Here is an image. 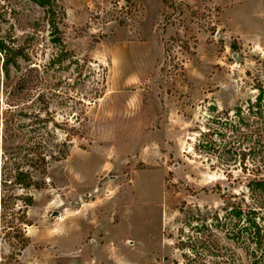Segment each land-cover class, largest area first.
<instances>
[{
  "label": "rangeland",
  "instance_id": "rangeland-1",
  "mask_svg": "<svg viewBox=\"0 0 264 264\" xmlns=\"http://www.w3.org/2000/svg\"><path fill=\"white\" fill-rule=\"evenodd\" d=\"M53 3L0 0V37L27 56L0 71V188L32 199L29 243L0 228V264H252L231 210L241 192L254 207V138L231 110L264 84V0ZM17 167L43 188H15Z\"/></svg>",
  "mask_w": 264,
  "mask_h": 264
},
{
  "label": "trees",
  "instance_id": "trees-1",
  "mask_svg": "<svg viewBox=\"0 0 264 264\" xmlns=\"http://www.w3.org/2000/svg\"><path fill=\"white\" fill-rule=\"evenodd\" d=\"M33 2L38 7H42L43 13L47 16L55 18V6L53 0H28ZM59 20H61L59 18ZM50 28L54 31L57 30L56 25L51 22ZM0 56L1 64L0 71L5 78L9 77L10 67L16 66L18 59L26 60L27 56L23 52V48L17 46L16 49L9 48L3 37H0ZM253 90L256 91V95L252 100L248 99L244 110L246 115L243 114V106H236L233 110V115L241 121L242 124H248L251 120L250 134L253 136V143L249 147H245L243 150L239 149L240 162L242 163L241 173L244 176L245 188L249 194L250 199L254 202L253 206L242 205L245 199L243 192L240 194L241 203L238 207L232 208V215L238 217L242 222L239 227V236L237 239L244 243H250L252 246L251 257L253 258L252 264H257V259L264 254V222L260 223L261 219L257 218L259 212L264 209V84L257 83ZM245 115V117H243ZM226 121L229 114H225ZM239 138L235 136V142L240 146L238 142ZM232 140L229 143V147L232 145ZM31 163L33 164V170L38 174H45V161L42 154L36 150L31 151ZM249 156L250 163L246 164L245 160ZM15 181L14 187L23 191L30 189L41 190L44 186L43 182L34 181L26 172L20 170V167L15 169ZM227 173V176H229ZM219 188V186H218ZM224 189H218V192ZM225 191L224 195H229ZM17 201L20 202V206L17 205ZM32 204L30 196H22L11 193L10 189L0 188V228L3 237L8 242V245L13 247L17 251L23 250L27 247L29 240L25 235L24 227L29 226L30 222L26 217V209ZM264 220V218H263ZM239 226V225H238ZM188 264V263H186ZM191 264H204L202 262H192Z\"/></svg>",
  "mask_w": 264,
  "mask_h": 264
},
{
  "label": "water",
  "instance_id": "water-1",
  "mask_svg": "<svg viewBox=\"0 0 264 264\" xmlns=\"http://www.w3.org/2000/svg\"><path fill=\"white\" fill-rule=\"evenodd\" d=\"M58 213H53L51 216L56 217Z\"/></svg>",
  "mask_w": 264,
  "mask_h": 264
}]
</instances>
